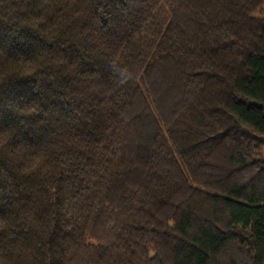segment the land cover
I'll list each match as a JSON object with an SVG mask.
<instances>
[{
    "label": "trees",
    "instance_id": "obj_1",
    "mask_svg": "<svg viewBox=\"0 0 264 264\" xmlns=\"http://www.w3.org/2000/svg\"><path fill=\"white\" fill-rule=\"evenodd\" d=\"M0 264H264V0H0Z\"/></svg>",
    "mask_w": 264,
    "mask_h": 264
}]
</instances>
